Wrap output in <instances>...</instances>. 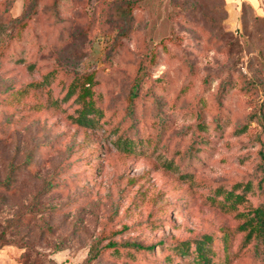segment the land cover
Segmentation results:
<instances>
[{
    "label": "rangeland",
    "instance_id": "374dc122",
    "mask_svg": "<svg viewBox=\"0 0 264 264\" xmlns=\"http://www.w3.org/2000/svg\"><path fill=\"white\" fill-rule=\"evenodd\" d=\"M127 1L0 0V264H85L95 246L89 264H188L172 246L204 233L212 264H264L239 229L261 200L264 0H138L124 14ZM160 41L128 116L137 64ZM81 74L95 127L63 100ZM246 183L238 214L210 203Z\"/></svg>",
    "mask_w": 264,
    "mask_h": 264
},
{
    "label": "trees",
    "instance_id": "16d2710c",
    "mask_svg": "<svg viewBox=\"0 0 264 264\" xmlns=\"http://www.w3.org/2000/svg\"><path fill=\"white\" fill-rule=\"evenodd\" d=\"M223 3L224 0H220ZM138 0H128L126 3V10L124 14H131L132 6L135 5ZM224 10V7H221ZM21 16L12 18V22L16 23L18 27H22L25 24L21 20ZM14 34L12 35L13 38ZM166 48L165 43L162 41L157 42L154 46L146 48L139 63L136 67L135 76L132 84L129 88V92L126 98L128 116L134 114L135 101L139 98L140 91L142 90L144 83L148 77V73L153 68L158 60L162 59L164 49ZM2 50L0 54L2 55ZM20 60V59H19ZM53 71L45 73L41 81H35L30 88H43L50 83V77L53 75ZM93 79L89 74L76 75L71 82L68 84L66 92L63 96V100L73 98L76 103L80 105L79 111L76 116L73 117V121L80 127L90 128L95 127L101 118V110L96 107L91 90ZM28 88V89H30ZM28 89L24 91L28 92ZM264 126V121H262ZM130 126L133 124L130 123ZM219 126V121H216L215 127ZM144 139V133H143ZM146 141H150L151 137L148 135L145 138ZM125 145L130 148L133 143L125 141ZM259 171L261 177L256 181L254 187L257 192L261 195V200L252 209H247L250 214L249 218L239 225V229L246 230L247 232L242 240V245H247L254 240L253 247L259 258L264 259V151H259ZM238 187L231 188L224 191L219 189L214 192L209 198L211 204H215L219 209L229 212H235L238 214V206L244 202V193L247 190L252 189L248 183L243 186L241 191H238ZM224 236V235H223ZM217 243L212 233H204L199 237L191 240H185L172 246V251L179 255L188 258V264H212L215 256L214 244ZM107 245L112 246V243ZM130 245H135L131 243ZM139 247V245H135ZM99 254L97 246L93 247L90 255L86 259L85 264H89ZM169 255V254H168Z\"/></svg>",
    "mask_w": 264,
    "mask_h": 264
},
{
    "label": "crops",
    "instance_id": "0c3cea01",
    "mask_svg": "<svg viewBox=\"0 0 264 264\" xmlns=\"http://www.w3.org/2000/svg\"><path fill=\"white\" fill-rule=\"evenodd\" d=\"M228 4H233V5H236L237 3L239 2H254V0H225Z\"/></svg>",
    "mask_w": 264,
    "mask_h": 264
}]
</instances>
